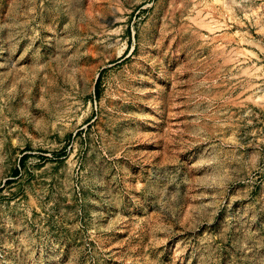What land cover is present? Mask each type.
I'll use <instances>...</instances> for the list:
<instances>
[{"label":"rangeland","instance_id":"374dc122","mask_svg":"<svg viewBox=\"0 0 264 264\" xmlns=\"http://www.w3.org/2000/svg\"><path fill=\"white\" fill-rule=\"evenodd\" d=\"M0 264H264V0H0Z\"/></svg>","mask_w":264,"mask_h":264},{"label":"crops","instance_id":"0c3cea01","mask_svg":"<svg viewBox=\"0 0 264 264\" xmlns=\"http://www.w3.org/2000/svg\"><path fill=\"white\" fill-rule=\"evenodd\" d=\"M139 184V183H138Z\"/></svg>","mask_w":264,"mask_h":264}]
</instances>
